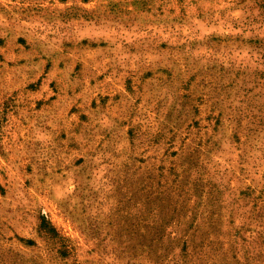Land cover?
Wrapping results in <instances>:
<instances>
[{
    "label": "rangeland",
    "instance_id": "374dc122",
    "mask_svg": "<svg viewBox=\"0 0 264 264\" xmlns=\"http://www.w3.org/2000/svg\"><path fill=\"white\" fill-rule=\"evenodd\" d=\"M0 264H264V0H0Z\"/></svg>",
    "mask_w": 264,
    "mask_h": 264
}]
</instances>
